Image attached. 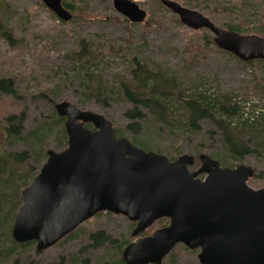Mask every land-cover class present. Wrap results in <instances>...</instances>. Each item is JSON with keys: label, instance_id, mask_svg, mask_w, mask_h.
I'll return each mask as SVG.
<instances>
[{"label": "rangeland", "instance_id": "1", "mask_svg": "<svg viewBox=\"0 0 264 264\" xmlns=\"http://www.w3.org/2000/svg\"><path fill=\"white\" fill-rule=\"evenodd\" d=\"M66 1L74 4L69 10L77 15V20L74 16L70 21L61 20L42 0H0V22L13 39L0 34V77L11 78L16 89L15 95L0 91V155L23 151L29 155L26 162L9 163L8 169L0 173V264H121L125 247L136 239L132 236L135 223L112 212L93 216L71 236L40 252L36 243L23 246L12 237L23 190L40 172L49 149L59 152L67 147L63 137L65 118L57 119V103L68 101L81 109L103 114L132 142L136 138L125 130L130 122L125 116L130 103L118 100L117 94L106 104L89 97L87 73L95 77L92 84L96 85L100 77L109 91H116L119 80L128 77L130 62L136 57L152 69L180 74L186 85L191 86V94L230 95L241 102L245 119L262 116L264 128V62L245 65L215 46L202 49L192 59L186 50L187 43L202 44L200 36L210 35L214 39V35L206 28L195 32L158 0H132L147 11L141 23H133L119 13L113 0ZM175 1L200 11L222 28L237 23L249 28L243 34L264 37V0ZM82 38L89 42L96 57L92 64H83L81 68L80 62L72 57ZM13 114L24 117L20 138L15 140L6 135L7 118ZM204 125L200 134L143 131L142 138L152 141V150L170 158L181 154L196 156L198 160L192 169L201 165L198 158L201 153L221 155L226 166L250 165L255 174L249 185L264 188L262 141L258 152L241 161L231 160L223 151L219 134L211 138L208 133L211 124L204 122ZM153 226L146 233L159 228L157 224ZM101 231L114 242L107 240L94 246L92 237ZM198 252L180 243L163 264H201Z\"/></svg>", "mask_w": 264, "mask_h": 264}, {"label": "water", "instance_id": "2", "mask_svg": "<svg viewBox=\"0 0 264 264\" xmlns=\"http://www.w3.org/2000/svg\"><path fill=\"white\" fill-rule=\"evenodd\" d=\"M63 21L72 13L62 0H42ZM160 2L194 29H208L215 44L241 60H264V37L216 25L198 10L175 0ZM114 8L133 23L147 11L132 0H113ZM67 147L49 149L48 158L23 190L12 237L36 242L43 251L99 212L135 222L123 251L125 264H162L177 244L199 249L201 264H264V188H253L252 166H223L210 154H181L171 159L118 136L103 114L63 101ZM91 124L93 127H88ZM161 218L168 225L143 234Z\"/></svg>", "mask_w": 264, "mask_h": 264}, {"label": "trees", "instance_id": "3", "mask_svg": "<svg viewBox=\"0 0 264 264\" xmlns=\"http://www.w3.org/2000/svg\"><path fill=\"white\" fill-rule=\"evenodd\" d=\"M158 1L160 2V0ZM64 3L71 9L74 7V4L71 2L68 3L64 0ZM73 19L77 20V15ZM225 27L240 33L249 30V28H244L237 23H228ZM200 31L201 29H198L195 32L199 33ZM262 32L264 33V31ZM0 34L10 41L13 40L11 32L2 22H0ZM200 40H202V44L189 42L186 45L187 53L192 59L197 55L196 53L201 52L206 47H218L210 35H203V38L200 36ZM223 51L229 53L245 65L264 62L262 59L245 62L233 53L226 50ZM95 57L96 55L91 49L89 42L82 38L80 48L73 52L72 58L80 62L81 65L78 66L82 68L83 64H92ZM191 62H194V60ZM130 64L128 77L126 76L119 80L116 91H109V87H107L106 83H103L100 77L96 85L92 84L95 77L87 73L86 78L90 85H88L86 92L89 97L95 98L99 103L103 102V104H106L109 98H112L115 94H117L118 100L123 99L130 103V107L125 112V116L130 119V122L126 125L125 130L136 136L135 139L133 138V142L137 145H142L146 149L152 148V141L142 138L143 131L150 134L154 131H169L171 133L181 131L184 134H200L205 128L204 122H208L212 126V129H208V133L210 132L211 134L210 137L216 138L219 134L220 142L224 148L223 151L231 157V160L241 161L246 156L258 152L260 140L262 141L260 143L261 146L264 147V128L261 126L263 124V117L258 114L257 116L252 115L245 119V110L241 112L242 104L237 99L226 94L209 95L206 92L191 94L189 92L191 86H187V82L178 73L170 74L159 68L152 69L147 63L142 62L136 57L133 58ZM0 91L15 95L14 81L11 78L0 77ZM57 119L63 120L64 117L59 115ZM7 121L9 124L6 127V135H12L14 140L19 139L23 128V115L13 114L7 118ZM87 126L93 127L91 124H87ZM115 130L118 136L123 135L116 128ZM63 137L67 144L65 128L63 130ZM212 157L224 165L221 155L213 154ZM28 158L27 151L7 155L1 154L0 173L8 169L7 165L9 163L19 165L26 162ZM28 184L25 185L27 186ZM167 223H169V219L161 218L155 224L160 227V225L164 226ZM152 227L154 226H150L143 234H149L146 232H150ZM73 232L61 240L71 236ZM92 238L95 240L94 246H101L107 240L114 242L108 239L109 237H105V233L102 231L94 234ZM35 243V241H29L20 243L19 245L30 246ZM181 245L190 249L184 244ZM120 263L124 264V260L120 259Z\"/></svg>", "mask_w": 264, "mask_h": 264}, {"label": "flooded vegetation", "instance_id": "4", "mask_svg": "<svg viewBox=\"0 0 264 264\" xmlns=\"http://www.w3.org/2000/svg\"><path fill=\"white\" fill-rule=\"evenodd\" d=\"M62 2H63V4L65 5V3H64V0H62ZM42 3H44L43 1H42ZM45 4V3H44ZM66 6V5H65ZM66 8H68V10H69V7H67L66 6ZM70 11V10H69ZM71 12V11H70ZM72 13V12H71ZM72 16H74V14L72 13ZM73 18V17H72ZM214 158V157H213ZM172 159V158H171ZM175 159V158H174ZM197 158H196V162H197ZM223 166H226V165H223ZM230 167H234V166H230ZM191 169H192V166L190 167ZM193 170V169H192ZM135 223V222H134ZM166 225H168V224H166ZM166 225H164V226H166ZM135 226H136V223H135ZM164 226H161V227H164ZM160 228V227H159ZM151 234V233H150ZM147 235V234H146ZM197 250H199V249H197Z\"/></svg>", "mask_w": 264, "mask_h": 264}]
</instances>
